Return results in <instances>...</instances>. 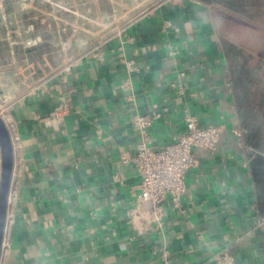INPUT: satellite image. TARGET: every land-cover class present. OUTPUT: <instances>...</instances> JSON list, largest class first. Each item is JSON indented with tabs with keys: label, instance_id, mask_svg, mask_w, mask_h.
Instances as JSON below:
<instances>
[{
	"label": "crops",
	"instance_id": "obj_1",
	"mask_svg": "<svg viewBox=\"0 0 264 264\" xmlns=\"http://www.w3.org/2000/svg\"><path fill=\"white\" fill-rule=\"evenodd\" d=\"M147 4L119 33L29 91L6 89L5 73L1 108L18 194L0 264H160L162 250L172 264H216L222 250L233 253V264H264V216L249 166L257 149L246 139L228 36L235 25L249 36L254 31L203 0ZM87 5L93 13L111 11L108 0ZM35 8L30 1L0 0V48L12 57L13 46L25 47V39L43 46L44 32H53V21L64 15ZM32 13H41V21L32 23ZM16 33L24 40H15ZM61 96L68 106L55 119ZM186 112L202 125L219 126L220 141L213 151L192 149L199 164L186 174L180 206L167 197L161 223L141 216L136 227L127 211L139 177L121 159L132 156L141 139L133 117L151 118L148 141L159 148L184 132Z\"/></svg>",
	"mask_w": 264,
	"mask_h": 264
},
{
	"label": "rangeland",
	"instance_id": "obj_2",
	"mask_svg": "<svg viewBox=\"0 0 264 264\" xmlns=\"http://www.w3.org/2000/svg\"><path fill=\"white\" fill-rule=\"evenodd\" d=\"M5 1L1 0V3ZM25 1H30L36 7L34 10L39 12L41 8L46 7L57 10L40 0ZM159 1L161 0H108L111 11L103 15L100 12L93 13L92 10H86L88 0H76V13L59 9L64 13L61 19L57 22L53 21L54 24L51 19L49 20L52 23L50 29L54 31L44 32L43 39L46 40L39 41L44 42L43 46L35 47L31 41L28 44L22 34L16 33L14 39L19 42L23 39L25 47L21 43H18L21 44L18 47L13 46V57L8 49L0 48V55H2L0 56V93H2L1 89L4 91L6 89L9 91L31 90L51 74L64 70L78 55L95 47L111 35L116 29L114 27L126 22L134 12L148 7L149 2ZM257 8L261 13L264 12V3ZM41 18V13H32L29 20L36 23V21H41ZM236 26L228 34L231 42L229 56L231 68L234 69V85L236 89L247 92L245 98L239 99L247 109L257 110L256 119L261 122L264 120L261 118L264 113V31L251 26L254 32L249 36L248 29ZM4 28V19L0 16V40L5 37ZM255 32H259L260 37H255ZM29 35L35 38L36 31L29 32ZM69 39L72 43L67 46L65 42ZM5 73L9 82L6 89L3 85L6 83L3 78ZM11 87L13 90H10ZM0 107H3L2 104ZM261 136L264 137V130Z\"/></svg>",
	"mask_w": 264,
	"mask_h": 264
},
{
	"label": "built area",
	"instance_id": "obj_3",
	"mask_svg": "<svg viewBox=\"0 0 264 264\" xmlns=\"http://www.w3.org/2000/svg\"><path fill=\"white\" fill-rule=\"evenodd\" d=\"M48 4L53 9H62L69 13H76V0H40ZM133 19L131 15L126 22L120 26H115V31L111 34L119 33L124 26ZM109 35L108 37H110ZM108 37L103 39L106 40ZM100 41L98 44H100ZM28 44L30 41L27 42ZM71 39L65 44L71 45ZM97 44V45H98ZM102 53H98V57H102ZM128 66H132V62H127ZM69 65L64 69L68 70ZM55 74V73H53ZM51 74V75H53ZM180 75L183 72L179 73ZM126 88H130L128 82L123 84ZM133 95L130 96L132 98ZM5 96L0 93V104L5 105ZM67 99L61 96L55 109V119H62L63 111L67 108ZM0 114L4 118V110L0 107ZM185 130L173 142L154 148L148 141L147 127L151 124V118L143 115H135L133 124L138 128L141 135L140 141L137 143L136 150L132 156H122L124 163H131L136 169L139 177L137 184L139 193L137 194L133 208L127 211L128 217L132 220L134 226L141 216L147 218L148 221L161 223L165 214L164 201L167 197L171 199L173 204L180 206V199L186 190V174L199 164V159L195 156L192 149L194 147L201 148L206 151H213L220 141L221 129L217 125H202L189 112L185 113ZM236 135H240L239 130H234ZM18 194L17 184L11 181L7 221L13 210ZM149 203V208L144 209V204ZM6 231V228H5ZM5 240V233L3 243ZM2 243V246H3ZM216 264H233L234 255L228 250H222L215 255ZM160 264H172V259L166 250H162L160 255Z\"/></svg>",
	"mask_w": 264,
	"mask_h": 264
},
{
	"label": "trees",
	"instance_id": "obj_4",
	"mask_svg": "<svg viewBox=\"0 0 264 264\" xmlns=\"http://www.w3.org/2000/svg\"><path fill=\"white\" fill-rule=\"evenodd\" d=\"M203 1L220 6L226 15L235 18L241 23L264 31V15H262L264 12L261 13L259 8H257L260 4L264 3V0ZM232 73L234 74L233 67ZM237 93L240 99L247 95V92L240 91V89H237ZM240 104L242 105V116L246 124L247 142L257 149V152L253 154L249 162V166L255 187L257 209L260 215L264 216V137L261 136L262 130H264V120L259 122V120L256 119V109L250 108V110H247L242 100ZM245 108L246 111H244ZM261 118H264V113H262Z\"/></svg>",
	"mask_w": 264,
	"mask_h": 264
},
{
	"label": "water",
	"instance_id": "obj_5",
	"mask_svg": "<svg viewBox=\"0 0 264 264\" xmlns=\"http://www.w3.org/2000/svg\"><path fill=\"white\" fill-rule=\"evenodd\" d=\"M0 255L6 228L8 195L14 167V151L11 133L0 115Z\"/></svg>",
	"mask_w": 264,
	"mask_h": 264
},
{
	"label": "bare ground",
	"instance_id": "obj_6",
	"mask_svg": "<svg viewBox=\"0 0 264 264\" xmlns=\"http://www.w3.org/2000/svg\"><path fill=\"white\" fill-rule=\"evenodd\" d=\"M0 165H1V161H0Z\"/></svg>",
	"mask_w": 264,
	"mask_h": 264
}]
</instances>
